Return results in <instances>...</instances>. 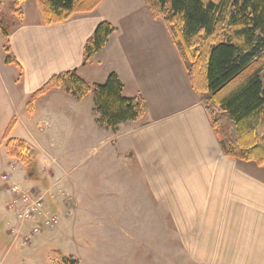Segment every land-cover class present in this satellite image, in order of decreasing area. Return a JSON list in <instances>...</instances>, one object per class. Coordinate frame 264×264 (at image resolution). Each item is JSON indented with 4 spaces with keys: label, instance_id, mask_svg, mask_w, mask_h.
Segmentation results:
<instances>
[{
    "label": "crops",
    "instance_id": "1",
    "mask_svg": "<svg viewBox=\"0 0 264 264\" xmlns=\"http://www.w3.org/2000/svg\"><path fill=\"white\" fill-rule=\"evenodd\" d=\"M29 1L22 5L23 21L9 39V54L22 73L6 63V40L0 33V148H5L4 134L15 122L10 139L24 141L41 159V126L51 129L62 118L71 120L93 136V164L106 157L109 175L102 184L114 190L110 200L126 212V219L141 218L144 205L150 204L153 216L155 209L166 214L181 251L194 261L264 264V167L224 155L189 79L188 60L166 25L153 18L146 0H103L94 12L51 26L44 24L41 10L28 21ZM104 21L115 32L85 62L87 41ZM72 71L91 85L115 73L126 98H144L146 117L110 130L99 123L94 103L85 106L92 94L79 100L63 90L34 99L28 111L33 95L52 77ZM20 125L23 134L16 136ZM13 161V169L22 166ZM71 186L78 224L89 213L81 192L85 182Z\"/></svg>",
    "mask_w": 264,
    "mask_h": 264
},
{
    "label": "trees",
    "instance_id": "2",
    "mask_svg": "<svg viewBox=\"0 0 264 264\" xmlns=\"http://www.w3.org/2000/svg\"><path fill=\"white\" fill-rule=\"evenodd\" d=\"M13 0L10 17L0 0V33L5 37L6 63L22 73L9 54V39L23 21L22 5ZM45 25L63 24L75 15L94 12L103 0H38ZM154 19L162 21L181 56L187 73L225 156L264 167V0H146ZM115 32L104 21L85 47V62L93 59ZM63 90L82 100L92 94L99 123L116 130L126 122H141L148 107L142 96L126 98L119 77L112 73L103 85H91L77 71L52 77L33 95ZM33 103V102H32ZM32 103L30 105H32ZM12 122L3 137L11 159L32 169L36 152L24 141L10 139Z\"/></svg>",
    "mask_w": 264,
    "mask_h": 264
},
{
    "label": "rangeland",
    "instance_id": "3",
    "mask_svg": "<svg viewBox=\"0 0 264 264\" xmlns=\"http://www.w3.org/2000/svg\"><path fill=\"white\" fill-rule=\"evenodd\" d=\"M9 4L6 2L4 7L7 17L11 16ZM27 6L28 21H31L35 10L40 13V9L36 0H30ZM104 83V80L97 82L99 85ZM31 103L28 104L29 112L33 110ZM87 103L93 105L91 96L85 106ZM46 126H41L45 129L40 137L41 159H38V153L33 149L37 155L31 159L34 167L30 170L22 163L23 167L13 169L15 161L8 156L5 141V148H0V182H3L4 176H9L11 183L44 196L55 212L61 215V220L57 228L41 233L32 240L30 246L24 247L18 240L17 232L11 231L8 225L10 222L16 229L18 227L17 213L7 208L10 196L0 190V264L201 263L181 251L180 238L162 210L158 213L155 209L153 216L150 204H146L141 218L132 219L130 215L128 219L125 218L126 212L120 211V205L110 200L109 195L114 190L102 184L103 177L108 174L105 173L106 157L99 164H93L90 149L93 136L87 130L78 129L66 118L56 121L50 126L51 129ZM23 130L24 127L20 125L15 135L22 136ZM42 168L43 173L40 172ZM77 181L80 184L85 182L81 192L83 205L89 210L86 218H81L78 224L74 212L77 201L72 195L71 186L72 182ZM139 193V196L143 195ZM128 206L137 208L135 204ZM27 225L33 228L36 224L32 222ZM195 255L199 257V254Z\"/></svg>",
    "mask_w": 264,
    "mask_h": 264
},
{
    "label": "built area",
    "instance_id": "4",
    "mask_svg": "<svg viewBox=\"0 0 264 264\" xmlns=\"http://www.w3.org/2000/svg\"><path fill=\"white\" fill-rule=\"evenodd\" d=\"M1 181L3 182H0V190H3L4 195L10 196L11 200L7 208L17 213L18 231L10 222L8 225L11 231L17 232L22 246H30L32 240L41 233L57 228L61 215L55 212L44 196L33 194L24 186L11 183L9 176H4ZM32 222L36 224L33 228L27 225Z\"/></svg>",
    "mask_w": 264,
    "mask_h": 264
}]
</instances>
